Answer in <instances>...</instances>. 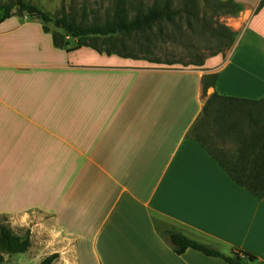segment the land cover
Listing matches in <instances>:
<instances>
[{"label":"crops","instance_id":"crops-1","mask_svg":"<svg viewBox=\"0 0 264 264\" xmlns=\"http://www.w3.org/2000/svg\"><path fill=\"white\" fill-rule=\"evenodd\" d=\"M233 1L241 11L222 17L240 39L205 95L209 69L59 48L34 18L0 23V216L14 233L29 231L31 263L57 254L52 264H228L191 248L177 254L168 238L177 232L264 264V196L237 185L189 136L214 92L264 98V89L222 90L247 49L241 41H264L261 0Z\"/></svg>","mask_w":264,"mask_h":264},{"label":"trees","instance_id":"trees-1","mask_svg":"<svg viewBox=\"0 0 264 264\" xmlns=\"http://www.w3.org/2000/svg\"><path fill=\"white\" fill-rule=\"evenodd\" d=\"M202 1L204 4H200ZM155 6L143 11L136 8L130 17L126 8L116 11V20L103 25H79L64 17L52 18L34 5L24 0H11L8 4H0V23L13 16L16 9L20 15L27 14L39 19L42 28L49 32L46 24L52 23L55 28L65 32H52V40L56 47L67 45L65 36L78 39L71 49L82 46L90 47L99 53L116 54L124 58L137 59L122 48L102 50L95 44L87 43V38L109 40L112 35L122 29L125 34H142L149 37L153 27L162 34L163 25L171 24L177 31H194L198 29L207 36L209 47L216 52L229 49L234 42L235 33L218 21L221 16H236L242 6L233 0H155ZM176 3V6L174 5ZM264 5L261 0L257 10ZM183 24L184 27L180 26ZM200 58V57H199ZM204 57L184 65L202 66ZM217 74L203 75L202 89L214 87ZM243 103L248 104L245 106ZM189 136L196 141L219 165V167L240 187L257 198L264 196V98L261 100H245L214 92L204 105L202 113L190 129ZM232 143V147H223L224 143ZM169 241L177 254L191 248L206 256L217 257L228 264H245L244 258L254 260L255 256L241 249L233 248L230 255H223L195 240L170 232ZM30 247L29 234L24 237L15 234L9 225L0 224V264L5 254L13 255L26 252ZM57 254H51L39 264H52Z\"/></svg>","mask_w":264,"mask_h":264},{"label":"rangeland","instance_id":"rangeland-1","mask_svg":"<svg viewBox=\"0 0 264 264\" xmlns=\"http://www.w3.org/2000/svg\"><path fill=\"white\" fill-rule=\"evenodd\" d=\"M11 0H0V4H8ZM50 15L52 18L64 17L67 20H73L79 25H103L106 22L116 20V11L121 8H126L129 11L130 17L134 15L135 9L140 8L143 11L155 6V0H24ZM200 4L204 2L200 1ZM176 6V3H174ZM237 16V15H236ZM234 16V17H236ZM15 19L22 18L25 20L33 19L27 14L20 15L16 9L13 10ZM222 17V16H221ZM218 17V21L235 33L234 42L222 52H216L215 47H209L207 44V36L201 33L198 29L194 31H177L174 26L168 24L163 25L162 34L159 33L156 27H153L149 37L142 34H125L123 31H118L109 40L101 38H87L85 41L90 44L97 45L100 49L122 48L120 42L124 43V51L126 54H131L137 59H133L141 64L171 67V68H193L200 71L211 70L216 74L228 61L231 51L235 48L241 35V29H235L232 20H225L223 17ZM34 22H42L39 19H33ZM180 24V23H179ZM180 26L184 27L183 24ZM49 34L52 32H60L63 35L65 32L55 28L52 23L46 24ZM259 28V27H258ZM67 40L66 48H73L78 39L72 36H65ZM247 48L243 53L238 54L239 57L231 69L227 70L223 81L225 87L222 89L225 92H242L251 96L262 95L264 89V41L250 36L241 41L240 49ZM204 57L202 66L187 65L189 62L199 60ZM213 57H219V63L213 65V68H206L207 61ZM132 59V58H131ZM214 59L209 61L214 64ZM212 74V73H211ZM261 93V94H260ZM230 144H224L223 147L230 148ZM7 218L0 216V224H6ZM26 231L24 228L17 229L15 234L24 237ZM2 264H33L27 257V253L5 254Z\"/></svg>","mask_w":264,"mask_h":264},{"label":"water","instance_id":"water-1","mask_svg":"<svg viewBox=\"0 0 264 264\" xmlns=\"http://www.w3.org/2000/svg\"><path fill=\"white\" fill-rule=\"evenodd\" d=\"M122 29L121 28H119V31H121Z\"/></svg>","mask_w":264,"mask_h":264}]
</instances>
